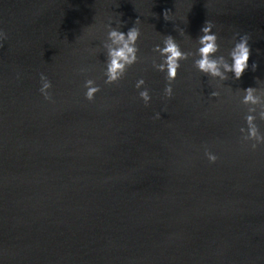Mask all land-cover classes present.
I'll return each mask as SVG.
<instances>
[{
    "label": "water",
    "instance_id": "obj_1",
    "mask_svg": "<svg viewBox=\"0 0 264 264\" xmlns=\"http://www.w3.org/2000/svg\"><path fill=\"white\" fill-rule=\"evenodd\" d=\"M206 21L229 62L247 34L240 79L195 66ZM109 23L140 32L111 84ZM0 30V264H264V143L244 139L250 114L264 134V0H0ZM167 35L189 53L172 97Z\"/></svg>",
    "mask_w": 264,
    "mask_h": 264
},
{
    "label": "clouds",
    "instance_id": "obj_2",
    "mask_svg": "<svg viewBox=\"0 0 264 264\" xmlns=\"http://www.w3.org/2000/svg\"><path fill=\"white\" fill-rule=\"evenodd\" d=\"M167 10L164 13L165 19H167ZM109 31L107 33L108 39L111 41V46H107V69H106V81L105 83L111 84L118 81L126 72L128 66H131L138 59L136 41L139 38V29L134 26L130 28L126 33L120 31L119 28L113 27L111 23L108 25ZM214 25L210 21H206L205 26L202 27V35L198 38L200 47L197 50L198 58L195 59L194 64L199 71L210 75L212 77H219L222 80L228 79V73H234L235 79H240L244 74L245 70L249 67V60L251 56V47L249 45V38L247 34L241 35L236 34L234 46L229 52V59L224 55L217 56L219 52L218 36L213 32ZM0 38L6 39L7 34L0 30ZM2 47V42H0ZM154 51L158 52L161 56V61L156 64L155 67L166 73V80L168 81L164 92L167 97L173 96L172 81L175 80L180 68V61L188 59L189 53L183 52L174 37L171 35L165 36L163 40V46L157 44ZM253 69L256 65L253 64ZM40 79L42 86L40 92L44 95L46 100H52V95L48 91L52 88V81L49 77L41 73ZM145 84L143 78L137 81L136 87L139 89ZM87 91L85 92L86 99L92 101L95 99L96 93L100 91L98 85L95 84L94 80L88 79L85 82ZM243 102L245 104L251 103L253 105L259 102V98L254 95L255 89L249 87L245 90ZM217 95V93H212ZM140 97L144 101L145 105L149 104L152 97L147 88H144L139 93ZM250 112H255V109H250ZM160 117V113H157V118ZM259 117L264 119V112L259 113ZM256 116L248 115L247 121V135L244 137L245 140H253L255 143L251 145L253 149L257 148L260 143H264V134H261L258 126L255 123ZM242 132L245 129H241ZM206 155L210 162L215 163L219 157L211 151H206Z\"/></svg>",
    "mask_w": 264,
    "mask_h": 264
}]
</instances>
